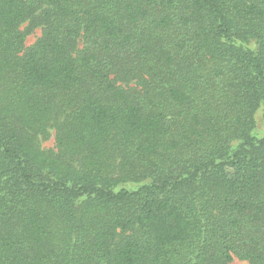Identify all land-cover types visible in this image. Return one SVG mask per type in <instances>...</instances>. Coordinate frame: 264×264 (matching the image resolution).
Instances as JSON below:
<instances>
[{"label": "trees", "instance_id": "16d2710c", "mask_svg": "<svg viewBox=\"0 0 264 264\" xmlns=\"http://www.w3.org/2000/svg\"><path fill=\"white\" fill-rule=\"evenodd\" d=\"M257 113L264 0H0V264H264Z\"/></svg>", "mask_w": 264, "mask_h": 264}, {"label": "rangeland", "instance_id": "374dc122", "mask_svg": "<svg viewBox=\"0 0 264 264\" xmlns=\"http://www.w3.org/2000/svg\"><path fill=\"white\" fill-rule=\"evenodd\" d=\"M28 26H29L28 23H24L21 26V30L26 31L28 29ZM40 35H41V30L39 28L29 31L24 42L25 48L31 46L40 37ZM256 121H257V134L259 135L262 134L264 128L262 121L260 119V113H257ZM54 145L55 144H54L53 136H51L48 140H39V147L43 151L54 150L55 149ZM232 264H247V263L239 260H234Z\"/></svg>", "mask_w": 264, "mask_h": 264}]
</instances>
